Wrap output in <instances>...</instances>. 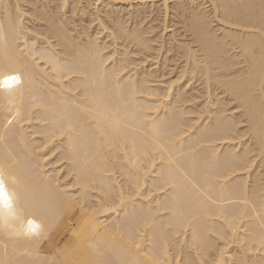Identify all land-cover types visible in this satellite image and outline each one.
<instances>
[{"label":"bare ground","instance_id":"obj_1","mask_svg":"<svg viewBox=\"0 0 264 264\" xmlns=\"http://www.w3.org/2000/svg\"><path fill=\"white\" fill-rule=\"evenodd\" d=\"M8 75L0 264H264V0H0Z\"/></svg>","mask_w":264,"mask_h":264},{"label":"snow or ice","instance_id":"obj_2","mask_svg":"<svg viewBox=\"0 0 264 264\" xmlns=\"http://www.w3.org/2000/svg\"><path fill=\"white\" fill-rule=\"evenodd\" d=\"M19 83V77L8 75L0 79V87L11 88L14 84ZM20 195L14 182H10L0 171V223L7 224L9 220L19 218ZM41 225L34 219L26 220L25 232L28 235L39 236Z\"/></svg>","mask_w":264,"mask_h":264},{"label":"rangeland","instance_id":"obj_3","mask_svg":"<svg viewBox=\"0 0 264 264\" xmlns=\"http://www.w3.org/2000/svg\"><path fill=\"white\" fill-rule=\"evenodd\" d=\"M60 234V231L58 230L57 232H55L51 238V243L52 242H55L57 240V237L59 236ZM51 243H47L46 246L47 247H50L51 246Z\"/></svg>","mask_w":264,"mask_h":264}]
</instances>
